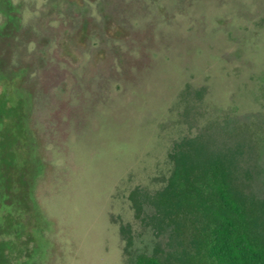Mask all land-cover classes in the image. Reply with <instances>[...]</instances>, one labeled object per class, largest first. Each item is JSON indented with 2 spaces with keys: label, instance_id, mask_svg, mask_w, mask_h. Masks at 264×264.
Instances as JSON below:
<instances>
[{
  "label": "rangeland",
  "instance_id": "obj_1",
  "mask_svg": "<svg viewBox=\"0 0 264 264\" xmlns=\"http://www.w3.org/2000/svg\"><path fill=\"white\" fill-rule=\"evenodd\" d=\"M12 2L0 177L15 178L23 231L0 264L198 263L201 214L159 201L157 181L193 141L234 153L244 193L264 199V0Z\"/></svg>",
  "mask_w": 264,
  "mask_h": 264
},
{
  "label": "trees",
  "instance_id": "obj_2",
  "mask_svg": "<svg viewBox=\"0 0 264 264\" xmlns=\"http://www.w3.org/2000/svg\"><path fill=\"white\" fill-rule=\"evenodd\" d=\"M13 7L12 0H0V13L3 15L0 37L8 35L19 25L20 18L10 13ZM2 64L0 61V66ZM22 69L26 72L24 68L14 70ZM203 149L193 141L172 145L166 156L162 178L157 181L162 186L155 189L156 197L159 201L161 198L167 200L169 206H188L201 214L200 226L197 227L200 236L197 238L196 233L193 240L194 257L198 259L195 264H264V199L244 193L238 182L239 172L230 168L231 162L234 163V153L221 157L212 151L211 159L205 156ZM248 176L246 171L245 177ZM13 179L7 174L0 177V181H6L7 187L0 189V233L6 232L7 236L0 237V242L19 247L18 237L23 226L16 216L19 193ZM124 231L122 226L127 252L131 240ZM189 261L188 257H183L180 264H194V261ZM131 264L163 263L153 254L138 253Z\"/></svg>",
  "mask_w": 264,
  "mask_h": 264
}]
</instances>
